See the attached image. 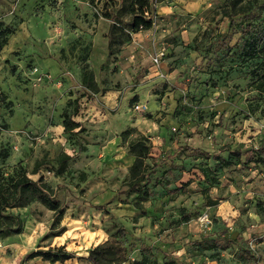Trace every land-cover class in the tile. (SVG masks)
<instances>
[{
    "label": "rangeland",
    "instance_id": "374dc122",
    "mask_svg": "<svg viewBox=\"0 0 264 264\" xmlns=\"http://www.w3.org/2000/svg\"><path fill=\"white\" fill-rule=\"evenodd\" d=\"M110 2L0 0V21L14 29L0 52V178L23 170L57 201L55 210L31 199L2 212L21 226L13 232L0 218V264H91L105 244L127 255L120 264H250L240 248L263 264L264 91L255 72L264 53L241 52L244 17L231 16L228 0H151V28L117 32L109 55L101 13L121 5ZM225 33L227 55L217 48ZM64 117L79 127L65 133ZM138 143L149 146V180L127 190ZM223 146L240 160L220 165L193 152L225 160ZM57 250L72 258L21 263Z\"/></svg>",
    "mask_w": 264,
    "mask_h": 264
},
{
    "label": "trees",
    "instance_id": "16d2710c",
    "mask_svg": "<svg viewBox=\"0 0 264 264\" xmlns=\"http://www.w3.org/2000/svg\"><path fill=\"white\" fill-rule=\"evenodd\" d=\"M95 1L100 0H89V4L92 6ZM243 1V0H242ZM120 7L116 11H111L113 7L109 5V10H105L101 13V17L109 20L110 24L106 33L107 39V52L108 54L114 53L113 46L118 43L117 32H121L125 37H129L130 34H135L140 31L148 30L152 26V7L151 0H120ZM241 0H228V6L231 8V16L242 15L244 19L240 22L239 30L242 39L241 52L249 56V58L255 57L264 53V1L249 0V5L246 8L238 7ZM112 3L109 0V4ZM230 11V12H231ZM127 15L129 18L124 19ZM232 18V17H231ZM127 30V33H125ZM14 32V29L5 26L0 21V52L6 46L8 37ZM222 39L217 45L218 50L223 54L227 55L230 51L228 44L231 42L232 34L225 33L220 35ZM257 79L255 80L258 91H264V72H255ZM82 84L89 89H93V75L87 69L82 68ZM63 131L65 133L72 132L75 128H78V123L70 120V117H64L63 119ZM140 150L135 154L134 161L129 169V184L127 190L135 189L139 186H144L149 180V173L146 171L148 165L144 164V159L149 153V146H144L143 143H138ZM259 149L264 150V145H261ZM193 152L199 154L204 159L211 158L217 164L228 166L233 159L240 160L242 153L239 150H232L229 146H223L219 149V152H226L227 157L224 160L219 155H210L209 153L203 152L200 149H193ZM176 153V152H175ZM173 153V154H175ZM0 158L6 159L7 152L5 151L0 155ZM259 160L256 159V162ZM40 163H36L35 168H38ZM158 165L153 164L151 168H156ZM175 166V165H174ZM174 166H172L174 168ZM181 190V189H179ZM182 191V190H181ZM146 194V193H144ZM31 199L38 200L42 205L50 210H55L57 207V201L54 197L50 196L42 187H40L35 181L28 178L23 170L14 176L9 177L5 180L0 178V218L3 220V225L13 232H19L20 221L17 217L4 215L2 212L6 208L14 207L27 202ZM184 212V211H182ZM119 235H124V230L119 227ZM222 234V235H221ZM222 236L223 241L230 243L229 240ZM217 249V247H214ZM225 249V246L220 247ZM244 261H248L250 264H262L259 258L254 255L248 248H240ZM163 257L166 254L161 252ZM36 257L47 259L50 262H62L72 258V255L62 250L55 252H42L35 251L27 253L21 259V263ZM87 259L91 264H120L127 260V255L122 253L120 248H115L113 245H101L94 248L88 255ZM166 260V259H165ZM137 264H140L138 262ZM151 264V263H148ZM165 264H183L177 261L175 258L166 260ZM264 264V263H263Z\"/></svg>",
    "mask_w": 264,
    "mask_h": 264
},
{
    "label": "built area",
    "instance_id": "2783aa9c",
    "mask_svg": "<svg viewBox=\"0 0 264 264\" xmlns=\"http://www.w3.org/2000/svg\"><path fill=\"white\" fill-rule=\"evenodd\" d=\"M164 56L163 52L160 51L159 53L156 54V56L154 57L153 61L155 63H158V61Z\"/></svg>",
    "mask_w": 264,
    "mask_h": 264
}]
</instances>
